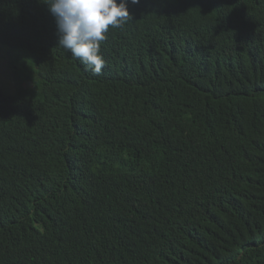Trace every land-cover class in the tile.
<instances>
[{"label":"trees","instance_id":"obj_1","mask_svg":"<svg viewBox=\"0 0 264 264\" xmlns=\"http://www.w3.org/2000/svg\"><path fill=\"white\" fill-rule=\"evenodd\" d=\"M129 11L94 74L0 0V264H264V0Z\"/></svg>","mask_w":264,"mask_h":264},{"label":"clouds","instance_id":"obj_2","mask_svg":"<svg viewBox=\"0 0 264 264\" xmlns=\"http://www.w3.org/2000/svg\"><path fill=\"white\" fill-rule=\"evenodd\" d=\"M55 18L59 46L100 74L104 59L100 44L109 27L117 28L131 15L129 5L140 0H45Z\"/></svg>","mask_w":264,"mask_h":264},{"label":"rangeland","instance_id":"obj_3","mask_svg":"<svg viewBox=\"0 0 264 264\" xmlns=\"http://www.w3.org/2000/svg\"><path fill=\"white\" fill-rule=\"evenodd\" d=\"M2 55L0 54V87L3 89L11 84L12 77H10V75L12 74L8 65V61ZM9 90H7L9 93L15 92V90L12 91Z\"/></svg>","mask_w":264,"mask_h":264}]
</instances>
